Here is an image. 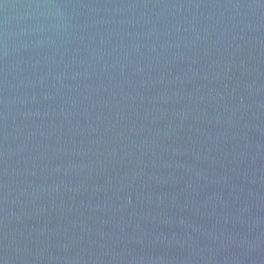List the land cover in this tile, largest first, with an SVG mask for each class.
I'll list each match as a JSON object with an SVG mask.
<instances>
[{
    "label": "water",
    "instance_id": "95a60500",
    "mask_svg": "<svg viewBox=\"0 0 264 264\" xmlns=\"http://www.w3.org/2000/svg\"><path fill=\"white\" fill-rule=\"evenodd\" d=\"M0 264H264V0H0Z\"/></svg>",
    "mask_w": 264,
    "mask_h": 264
}]
</instances>
